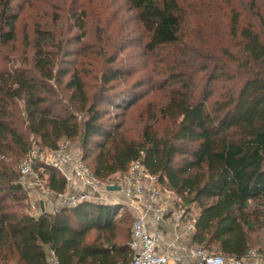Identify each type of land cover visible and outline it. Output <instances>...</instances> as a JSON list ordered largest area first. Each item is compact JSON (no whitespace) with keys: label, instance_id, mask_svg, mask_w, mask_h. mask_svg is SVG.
Listing matches in <instances>:
<instances>
[{"label":"trees","instance_id":"obj_1","mask_svg":"<svg viewBox=\"0 0 264 264\" xmlns=\"http://www.w3.org/2000/svg\"><path fill=\"white\" fill-rule=\"evenodd\" d=\"M127 2L148 34L142 50L153 59L147 83L166 94L149 117L169 125L159 132L148 121L140 138L127 136L119 119L139 96L113 84L131 75L118 60L124 48L110 54L112 66L90 85L83 67L62 65L74 54L71 42L37 26L33 68L0 71V264H50L52 256L59 264H130L133 258L127 211L119 217L130 223L129 240L113 241L115 205L84 201L31 212L14 167L32 149L31 137L42 149L78 139L84 161L105 182L142 159L195 217L193 241L226 257L247 254L251 232L264 224V0L233 6L198 29L186 26L179 0ZM7 12L5 2L1 14ZM5 18L7 42L15 37V15ZM76 19L84 29L83 18ZM104 55L89 52L91 59ZM37 168L52 190H66L56 168ZM91 231L98 232L93 240Z\"/></svg>","mask_w":264,"mask_h":264},{"label":"rangeland","instance_id":"obj_2","mask_svg":"<svg viewBox=\"0 0 264 264\" xmlns=\"http://www.w3.org/2000/svg\"><path fill=\"white\" fill-rule=\"evenodd\" d=\"M246 1L179 0L181 10L186 17V26L190 29L202 28L215 17L224 18L231 7L241 5L240 7L243 8ZM5 2L8 4L6 15H15V37L7 42H4L2 38V34L9 30L5 22L6 15L1 14ZM77 15L83 18L84 29L78 27L82 20L76 19ZM37 26L54 30L71 42L74 54L64 59L62 65L72 70L83 67V70L88 72L86 80L90 85L97 83L96 76L99 70L112 66V57H110L112 53H117L121 50L120 48H124L118 60L125 61L126 70L130 71L131 75L128 79H122L113 84L116 85L115 90L130 88L139 97L134 100L128 113L125 116L122 115L119 121L122 120L126 134L130 138H140L142 129L148 121L154 124L159 132L166 129L169 121L149 117L156 114L166 94L164 90H151V85L147 83L152 74L150 65L153 59L151 55L146 56L142 50L148 40V34L143 31L130 11L127 0H0V71L15 66L33 68L34 30ZM83 32H86V35L81 39L77 38L81 37ZM101 50L106 51V55L89 58V52L100 53ZM68 79L69 75L64 78L65 81ZM138 81L145 84L139 87ZM55 86L60 88L57 84ZM113 111L114 113L122 112ZM31 141L33 145L36 143L34 137H31ZM71 143L79 150L78 139L72 140ZM14 167L18 170L19 162ZM118 176L119 174L115 177ZM32 198L37 206L38 197L34 195ZM118 210V208L115 209V213ZM115 222L116 235L113 241L117 244L128 242L130 223L122 220L118 214ZM97 235V231H91L89 239L93 240ZM106 235L101 234V241ZM250 237L249 252L252 253V257L246 264H264V224L253 230ZM209 250L220 253L216 246Z\"/></svg>","mask_w":264,"mask_h":264},{"label":"built area","instance_id":"obj_3","mask_svg":"<svg viewBox=\"0 0 264 264\" xmlns=\"http://www.w3.org/2000/svg\"><path fill=\"white\" fill-rule=\"evenodd\" d=\"M40 164L56 168L66 180V190L56 192L45 183ZM20 184L28 195L31 212L38 216L42 205L55 211L84 201L115 205L121 216L130 213L133 222L130 264H246L252 257H226L193 241L195 217L181 206L178 198L164 189L157 173L151 172L142 159L134 160L128 171L112 180H100L70 140L62 139L55 149L34 144L19 164ZM119 185L120 190H108ZM38 197V205L32 197ZM50 264H59L55 257Z\"/></svg>","mask_w":264,"mask_h":264},{"label":"water","instance_id":"obj_4","mask_svg":"<svg viewBox=\"0 0 264 264\" xmlns=\"http://www.w3.org/2000/svg\"><path fill=\"white\" fill-rule=\"evenodd\" d=\"M107 189L108 190H120V186L119 185H108ZM42 211H45L43 205H42Z\"/></svg>","mask_w":264,"mask_h":264},{"label":"crops","instance_id":"obj_5","mask_svg":"<svg viewBox=\"0 0 264 264\" xmlns=\"http://www.w3.org/2000/svg\"><path fill=\"white\" fill-rule=\"evenodd\" d=\"M46 210H48V208H45Z\"/></svg>","mask_w":264,"mask_h":264}]
</instances>
